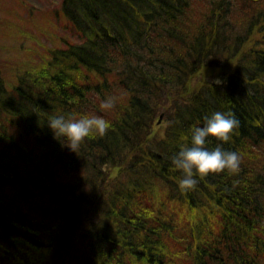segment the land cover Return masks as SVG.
<instances>
[{"label":"trees","instance_id":"1","mask_svg":"<svg viewBox=\"0 0 264 264\" xmlns=\"http://www.w3.org/2000/svg\"><path fill=\"white\" fill-rule=\"evenodd\" d=\"M58 14L79 43L11 84L0 65V264H264V0H62ZM218 111L239 126L207 146L240 170L181 192L170 158ZM58 114L111 128L73 152L47 125Z\"/></svg>","mask_w":264,"mask_h":264},{"label":"clouds","instance_id":"2","mask_svg":"<svg viewBox=\"0 0 264 264\" xmlns=\"http://www.w3.org/2000/svg\"><path fill=\"white\" fill-rule=\"evenodd\" d=\"M117 98L108 96L100 104L102 111L116 107ZM47 125L54 139L63 140L66 147L77 152L89 138L102 137L111 128V123L103 116L58 114L48 118ZM239 121L231 112H215L206 118L203 127L194 126L189 136L183 137L179 151L171 159L172 170L180 172L177 184L181 192L194 190L199 181L209 175L227 172L235 175L240 170L241 156L235 151H226L218 143L209 149L210 138L228 143Z\"/></svg>","mask_w":264,"mask_h":264},{"label":"rangeland","instance_id":"3","mask_svg":"<svg viewBox=\"0 0 264 264\" xmlns=\"http://www.w3.org/2000/svg\"><path fill=\"white\" fill-rule=\"evenodd\" d=\"M61 4L62 0H0V65L10 84L35 69L48 51L79 43L58 14Z\"/></svg>","mask_w":264,"mask_h":264},{"label":"water","instance_id":"4","mask_svg":"<svg viewBox=\"0 0 264 264\" xmlns=\"http://www.w3.org/2000/svg\"><path fill=\"white\" fill-rule=\"evenodd\" d=\"M163 116H161V118H162Z\"/></svg>","mask_w":264,"mask_h":264}]
</instances>
